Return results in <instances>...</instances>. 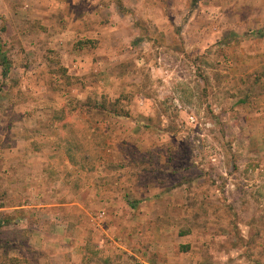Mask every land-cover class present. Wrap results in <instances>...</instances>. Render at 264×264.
Instances as JSON below:
<instances>
[{"label":"rangeland","instance_id":"1","mask_svg":"<svg viewBox=\"0 0 264 264\" xmlns=\"http://www.w3.org/2000/svg\"><path fill=\"white\" fill-rule=\"evenodd\" d=\"M0 46V264H63L36 151L88 201L68 264H264V0H0Z\"/></svg>","mask_w":264,"mask_h":264},{"label":"crops","instance_id":"2","mask_svg":"<svg viewBox=\"0 0 264 264\" xmlns=\"http://www.w3.org/2000/svg\"><path fill=\"white\" fill-rule=\"evenodd\" d=\"M79 24L76 26V33L84 32L86 28H91L93 24H87L86 22L82 19H79ZM86 25V27H84ZM66 32V31H65ZM92 37H98V36H93ZM74 44L69 43L68 40H63V54L67 55L68 57L63 58V64L66 65L68 68L69 73L73 75H82V67H87L88 65L95 64V59L94 58V51L96 50V47L92 46H73ZM91 57V58H90ZM100 61H97V65L95 70L97 72H100L99 69L101 67ZM96 76V75H95ZM94 77V76H93ZM100 78V77H98ZM97 81V80H96ZM99 82V81H97ZM82 90H78V92H81ZM148 100L147 98H145ZM34 157L35 164L41 166L39 169L35 170L33 174L30 175V177H34L31 180V185L30 189L32 190L34 196L33 199L35 202V206L40 208V207H51L48 209H45V212L47 210L54 212V215L59 216L58 218H55L57 220V223H53L52 225H55L57 228L54 229L55 232H63V239L69 240V241H63L57 240V246L56 249L54 250L53 254L54 256H59L60 258L63 257V260H60L61 263L63 264H68L69 261L67 257L70 255L66 254L69 252V250L74 251L73 245V232L70 233L68 231L69 226H73L75 224H78L80 221L79 215L77 217L79 219L75 218V214L83 212L84 209L88 206V201L84 199L83 197L80 196L81 192H83V189H76V187L71 186L70 184H67L64 178L66 177V174L63 173V178H61L62 174L59 170H54L56 173L58 179L54 180L50 178V171L47 168L48 164L51 163H56V157L55 154L53 155L51 152L49 153H42L40 151H36ZM84 159H87L88 156H84ZM63 160H65L66 163L69 164L71 168H76L75 170H79L80 172H83L84 166L77 165L73 163L72 158L70 157V154L68 150L65 152L63 151ZM87 160H92V157H89ZM56 165V164H55ZM54 164L52 165L54 169L57 167ZM57 169V168H56ZM69 172L66 170L65 165H63V172ZM31 172V170H29ZM83 174H81L82 176ZM14 181V179H12ZM13 183V182H12ZM11 183L12 190H14L17 185L19 184L17 181L14 182V184ZM51 192H54V194H57L55 197L53 195L49 196ZM94 193H96V190H94V185L91 187V195L93 196ZM86 200V201H85ZM32 203H28L27 205L23 206H18V207H32L34 206ZM4 206H1L0 209H4ZM11 208H16V206L11 207ZM98 218V217H97ZM54 219V218H53ZM96 219V218H95ZM74 221V222H72ZM45 224H48L46 221L44 222ZM49 224L48 227H43L42 225L39 226V228L36 230V234H38V237H42V242H44L46 245L48 244L46 236L47 234L49 235L53 231L51 230ZM59 229V230H58ZM71 230V229H70ZM70 234V235H69ZM35 235V234H34ZM33 235V236H34ZM61 235L59 236V238ZM81 239V237H79ZM62 239V237L60 238ZM73 239V240H70ZM66 243V244H63ZM80 243H82L80 241ZM79 243V244H80ZM56 245V244H55ZM59 246V248H57ZM43 247V246H42ZM46 247V246H44ZM67 251V252H66ZM67 256V257H66ZM51 257V256H50Z\"/></svg>","mask_w":264,"mask_h":264},{"label":"trees","instance_id":"3","mask_svg":"<svg viewBox=\"0 0 264 264\" xmlns=\"http://www.w3.org/2000/svg\"><path fill=\"white\" fill-rule=\"evenodd\" d=\"M119 102H120L119 99H117V100H115L113 102L110 101L109 103H107L106 100H103L102 102H99L97 100V101L93 102V107H95L96 109H99L100 111L102 110L103 112L109 113V114H113V115H117V116L129 117L131 115L130 110H128L127 108L126 109L123 108V106L120 105ZM14 260H18V259L14 258Z\"/></svg>","mask_w":264,"mask_h":264}]
</instances>
